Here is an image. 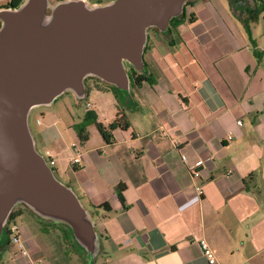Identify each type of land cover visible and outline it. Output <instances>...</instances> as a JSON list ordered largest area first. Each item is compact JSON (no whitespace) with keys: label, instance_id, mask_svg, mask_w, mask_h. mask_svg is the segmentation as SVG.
I'll use <instances>...</instances> for the list:
<instances>
[{"label":"crops","instance_id":"1","mask_svg":"<svg viewBox=\"0 0 264 264\" xmlns=\"http://www.w3.org/2000/svg\"><path fill=\"white\" fill-rule=\"evenodd\" d=\"M30 1L0 8V30L4 11ZM76 1L93 10L117 0H44L40 26ZM238 2L184 0L170 17L181 19L177 26L169 19L144 27L140 61L121 59L120 81L85 73L79 89L26 109V135L52 188L0 196V264H210L201 239L213 264H264V0H246L244 16ZM131 71L149 80L137 84ZM91 78L94 104L86 100ZM69 91L87 110L97 106L104 126L120 110L129 128L105 142L89 124L80 141L74 124L83 115L58 99ZM179 152L203 159L205 181L189 174Z\"/></svg>","mask_w":264,"mask_h":264},{"label":"water","instance_id":"2","mask_svg":"<svg viewBox=\"0 0 264 264\" xmlns=\"http://www.w3.org/2000/svg\"><path fill=\"white\" fill-rule=\"evenodd\" d=\"M33 1L35 3H33ZM184 0H117L87 10L80 1L59 5L40 26L44 0L4 11L0 30V196L50 191L48 170L32 151L24 113L63 88L79 89L85 73L122 78L121 59L140 61L144 27H164ZM11 196V197H12Z\"/></svg>","mask_w":264,"mask_h":264},{"label":"trees","instance_id":"3","mask_svg":"<svg viewBox=\"0 0 264 264\" xmlns=\"http://www.w3.org/2000/svg\"><path fill=\"white\" fill-rule=\"evenodd\" d=\"M258 5H262V0H255ZM23 0H8L5 4L1 5L0 8H17L22 4ZM99 2V1H98ZM264 7L261 8L263 10ZM260 10V11H261ZM181 19H176L175 17L171 18L169 21L170 27H175L179 24ZM133 81L139 84L142 81H148L149 79L141 74L136 73V71H131L129 73ZM89 124H94L99 131L101 137L105 142H109L111 139V131L115 128L128 129L129 123L126 120L125 115L119 110L114 118L108 125L104 126L102 123L97 121V115L93 110H86L83 115L82 121L74 125V129L78 135L80 141H85L88 138L87 126ZM124 185L119 184L117 186V195L120 201L123 203L122 190ZM13 213L10 215L11 219L13 218Z\"/></svg>","mask_w":264,"mask_h":264},{"label":"built area","instance_id":"4","mask_svg":"<svg viewBox=\"0 0 264 264\" xmlns=\"http://www.w3.org/2000/svg\"><path fill=\"white\" fill-rule=\"evenodd\" d=\"M86 106H89V103L86 104ZM238 123H240V121H238ZM232 136L228 135V138L230 139ZM74 152L76 153V156H74L72 158V163L73 164H77L80 162V155L78 153L77 147L75 144H72ZM180 154V158L181 161L185 164L187 171L189 172V174L196 180L201 181H205L206 180V176H204V170H203V159H196L194 161H188L187 157L185 154L179 152ZM50 164L53 163L52 160H49ZM196 190L197 192L200 194L202 193V185H197L196 186ZM11 233H13V240L18 242V237L16 236V232H17V226L15 224H13L10 228ZM199 244L201 246V249L203 251L204 256L207 258L208 263L213 264L216 262V257L215 254L213 252V250L211 249V247L209 246V244L207 243V241L205 239H201L199 241ZM19 247H22V244L19 242L18 243Z\"/></svg>","mask_w":264,"mask_h":264},{"label":"rangeland","instance_id":"5","mask_svg":"<svg viewBox=\"0 0 264 264\" xmlns=\"http://www.w3.org/2000/svg\"><path fill=\"white\" fill-rule=\"evenodd\" d=\"M238 1H240V2L236 3V5H235L236 11L239 12V14L241 16H244L245 13H248L246 11V9H245V7H247V2H246V0H238ZM188 3H186L187 6H189ZM94 82H95L94 78H91V79L87 80V86H91V88H90L89 96L87 97L86 100H88L92 104H94V102H96V98L95 97H97V94H98V92L96 91V89H95V87L93 85ZM76 94H77V96H76ZM61 95L58 96V99H59L60 102H61V99H63L61 97H63L65 95V101H66V98H67V102L66 103H68L69 106L72 107V109H74L79 115H81V114L84 115L85 114V112L87 110L86 107H85V102L86 101L85 100H83L82 102L79 101V100H81V98H80L78 93H73L72 91H69L67 94H63L62 96ZM51 103H54V102H51ZM41 107H43V106H41ZM94 110L97 111V106L94 107ZM37 111H39V109H37ZM81 121H82V119L80 121H78V122H81ZM76 124H78V123H76ZM76 124H74V125H76Z\"/></svg>","mask_w":264,"mask_h":264}]
</instances>
